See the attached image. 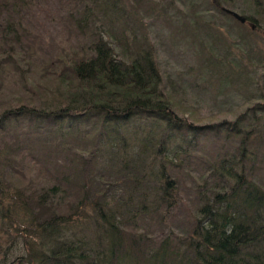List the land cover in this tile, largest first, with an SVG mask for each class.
Wrapping results in <instances>:
<instances>
[{"label":"trees","instance_id":"16d2710c","mask_svg":"<svg viewBox=\"0 0 264 264\" xmlns=\"http://www.w3.org/2000/svg\"><path fill=\"white\" fill-rule=\"evenodd\" d=\"M31 2L32 0H0L1 55L2 51H7V46L21 45L22 40L24 41L28 30L19 19L24 14L28 15V9L32 8L29 4ZM60 2H65L63 9H72L64 22V30L70 35H73L70 30L78 35L80 33V37L89 42V47L76 46L69 37L71 44H68V50L63 49L61 43L58 48L61 52L46 60L47 63L53 64L55 59H59L58 63L61 65H72L74 77H64L69 84V101H63L65 105H60V108H30L28 105L17 111L6 110L0 114L5 115L0 116V129L11 118H39L51 123L58 119L63 120L60 118L63 115L81 118L95 114L101 115L103 122L108 124L136 116L155 118L165 124L166 130L184 133L187 137L189 134L213 133L218 139L219 147L216 149L220 150L219 155L213 161H203L207 166L203 182L208 185L211 181L212 190L209 188V195H205V201L198 209L199 216L195 219L194 228H149L146 231L144 228H121V224L123 220L136 224L134 215L131 214L133 209H138L137 212H141L143 215L140 216L143 217L151 213L150 211L170 206L173 177L169 170H166V167L171 169L169 161L161 158L162 167L155 173V177L165 178L166 181L162 184L161 180H156L149 188L144 189L151 190V193L146 192L136 202L131 194L138 193L137 189L131 191L125 200L123 195L126 191L140 186L139 183L126 181L119 185L124 189L123 195L116 197L111 203H117L119 207H106L97 199H92V214L82 210L86 199L90 200V193L85 184L78 183L81 196L79 203L71 209L74 210V215L83 212L85 222L78 221L74 228L63 227L57 220L63 216L57 214L55 206L48 205L50 202L42 196L36 203L40 207L39 212L46 207L47 212L51 214L49 219H46L51 221L49 226L40 228L38 225L30 228L25 225V228H7V233H14L15 238L10 236L6 246L0 243L3 251L5 250L1 264H264V188L258 184L256 178L264 102H253L233 120L227 119L205 126L183 119L172 109L169 97L164 96L161 91L163 78L157 61V50L148 38V33H145L148 19L165 18L170 22L174 20L171 23L178 22L180 29H192L194 38L199 40L200 50L206 54V59L201 65L208 72L223 79L238 75L234 68L242 62V56L238 60L241 53L238 50L250 60H255L252 57L255 49L251 37L253 31L260 28L258 21L244 10H240L238 12L246 17V22L242 23L223 11L224 7L236 10L232 2L225 4L223 0H210L209 9L200 8V2L192 3L188 7H191L190 11L182 12L181 17L170 11L174 1L169 0ZM66 3L72 7H68ZM212 11H216L214 17L228 15L227 17L232 19L230 20L233 24L227 34L214 18V23L207 20L206 13ZM253 23L255 28L251 26ZM234 25L240 26L241 29L235 31ZM84 47L91 52L81 53ZM248 64L256 65L253 61ZM248 64H245V68H249ZM2 65L3 63L0 67ZM74 81L75 85L72 84ZM159 127L161 124L156 125V128ZM135 132L142 136L139 131ZM111 133L112 131L106 134L108 138L103 148L117 155L118 150L122 153L121 144L129 141L133 159L140 156L141 151H149V146L153 155L174 154L179 157L185 154L183 160L190 159L189 154L199 151L195 141L198 137L170 147L167 133L159 140V145L153 143L152 139L156 138L154 134L150 141L148 140L147 146V139H143V136L139 141H135L132 138L129 140L122 133ZM133 133L130 132L132 137ZM26 146L30 145L26 143ZM94 147L89 150L92 151ZM221 151H224L223 154H220ZM88 157L92 159L93 153H89ZM126 157V154L122 157L124 163H127ZM112 159L116 161L113 157ZM83 174L86 177L93 176L92 171L89 175ZM10 184L15 188L19 186L13 180ZM87 184L95 198L96 193L100 191L97 181ZM126 187L128 190H125ZM50 190L60 191L55 187ZM197 193L200 194L199 191ZM6 197L11 200L7 192L0 194L1 216L12 219V216L17 214L16 210L18 215L24 211L25 203L19 205L14 199L6 208L4 200L2 201ZM105 197L106 195L101 201L108 205ZM26 207V212L30 215L28 205ZM2 209L4 212L8 210L6 214ZM122 209L128 212L127 215L119 214ZM71 216V213L69 216L65 215L68 219ZM32 223L35 224L34 220ZM18 238L24 239L25 251L19 252Z\"/></svg>","mask_w":264,"mask_h":264},{"label":"rangeland","instance_id":"374dc122","mask_svg":"<svg viewBox=\"0 0 264 264\" xmlns=\"http://www.w3.org/2000/svg\"><path fill=\"white\" fill-rule=\"evenodd\" d=\"M169 1H174L170 11L180 17L182 12L190 11L191 7L189 9L188 7L192 3H202L200 7L202 9H209L208 6L211 4L210 0L205 2L201 0ZM223 2L225 4L232 2L237 11L244 10L260 25L259 30L253 31L251 37L255 49L252 57L255 60H250L241 50H238L241 52L238 60L242 56V62L240 61L234 67L238 71L237 76L232 75L221 79L201 65L206 59V54L200 50L199 40L194 38L192 29L191 31L186 28L180 29L178 22L171 23L174 20L170 22L165 18L163 20L148 19L146 22L145 33H148V38L157 50V61L163 78L162 93L169 97L172 109L179 116L200 126L227 119L233 120L253 102L257 100L264 102V0H223ZM29 4L32 8L28 9V15L24 14L19 19L28 30L24 41L22 40L21 45L7 46V51H2V55L0 54V64L3 63L0 67V114L6 110L17 111L28 105L30 108H57L56 106L60 108V105H65L63 101H69L71 96L68 80L65 78L74 77L72 65L70 63L61 65L58 63L59 59H55L53 64L47 63L46 60L61 52L58 51L61 43L63 49L68 50L69 37L76 46L89 44L87 39L80 37L82 34L78 35L69 29L73 33L70 35L67 30H64L66 17L72 12L71 8L63 9L65 2L32 0ZM67 6L72 7L69 4ZM215 12L206 13L207 20L214 23L215 19L227 34L228 29L232 27V19L224 14L223 17H214ZM218 14H220L219 11ZM233 27L235 31L240 28L235 25ZM80 52L91 51L84 47ZM251 61L256 65L248 64ZM245 64H248L249 68H245ZM214 71L217 73L215 68ZM73 83L76 84L75 81ZM100 117L101 115L95 114L81 116V118H69L63 115L60 117L63 120L58 119L51 123L39 118L32 120L26 117L11 118L0 129V194L7 192L11 197V200L8 197L3 198V204L8 208L10 201L13 203L14 199L19 205L25 203L24 211L18 215L16 210L17 214L13 215L12 219L2 217L0 210V243L6 246L10 236L15 238L14 233L11 235L7 233V228H25V225L30 228L38 225L40 228L49 226L51 221L46 219H49L51 214L47 212L46 207L39 212L40 207L36 203L42 196L50 202L48 205L55 206L57 214L63 216L57 218L63 227L74 228L78 221L85 222L83 212L74 215V210L71 209L73 205L79 203L81 196L78 183L85 184L90 193V200L86 199L87 202L82 206V210H87L89 214L94 211L92 199H97L106 207L118 206L117 203H111L116 197L123 195L124 189L119 185L126 181L139 183L140 186L129 192L126 191L123 195L127 200L131 191L139 189L138 193L131 194L137 202L146 192L151 193V190L144 189L149 188L153 182L161 180L160 183H165V178L155 177V173L161 166V158L171 164V169L166 167L173 177L170 206L166 205L161 210L150 211L151 213L143 217L140 216L143 215L141 212H137L138 209H133L131 214L134 215L136 224L126 223L122 219L121 228H144L143 230L146 231L149 228L156 230L194 228L195 219L199 216L198 209L203 205L205 195H209V188L212 190L211 181L208 185H204L203 182L207 167L203 161L205 163L217 159L220 150L216 149L219 147L216 136L213 133H202L189 134L187 137L184 133L166 130L165 124L155 118L144 116H136L112 124L103 122ZM157 124H161V127L156 128ZM260 125L262 135L259 139L261 145L258 147L256 178L258 184L264 188V117ZM111 131V134L122 133L129 140L132 138L139 141L144 137L143 139H147L145 140L147 146L148 140L150 141L154 134L156 138L152 139L153 143L159 145V140H162L164 133H167L170 147L182 141H189L192 137L196 139L198 137L195 141L199 151L196 152L197 154H189L190 159L183 160L182 157L185 154L179 157L174 154L153 155L149 146L147 148L149 151L140 150L142 154L133 159L129 141L121 144L122 153L118 150L117 155L103 148L108 138L106 134ZM135 131H139L143 137L138 136ZM130 132H134L133 137ZM26 143L30 146H26ZM93 146L95 147L92 151L89 150ZM136 147H138L137 143ZM91 152L93 158L89 159L88 154ZM223 152L221 151L220 154ZM124 154L127 155V163L122 160ZM83 162L88 165H84ZM91 171L93 176L86 177L83 174L89 175ZM11 180L19 184L18 188L10 184ZM94 180L97 181L100 190L95 198L87 184ZM53 187L60 191H51ZM125 190H128L127 187ZM197 191L200 192L199 195ZM104 195L108 205L101 201ZM26 205L30 215L26 212L28 210ZM7 211L4 212L2 209L5 214ZM70 213L72 214L70 219L65 217ZM121 213L127 215L128 212L122 209L119 214ZM31 218L35 224L32 223ZM18 242L19 252L25 251L24 239L18 238ZM4 252L5 250L3 251L0 246V264Z\"/></svg>","mask_w":264,"mask_h":264},{"label":"water","instance_id":"95a60500","mask_svg":"<svg viewBox=\"0 0 264 264\" xmlns=\"http://www.w3.org/2000/svg\"><path fill=\"white\" fill-rule=\"evenodd\" d=\"M223 11L226 12V13H228L229 15L233 16L237 20L241 21L242 23H245L246 22V17L244 15L240 14L236 10H233V9L224 7L223 8ZM251 26H252V28H255L256 25L253 23Z\"/></svg>","mask_w":264,"mask_h":264}]
</instances>
